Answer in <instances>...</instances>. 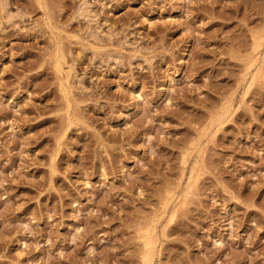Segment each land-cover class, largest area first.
Here are the masks:
<instances>
[{
  "label": "rangeland",
  "instance_id": "rangeland-1",
  "mask_svg": "<svg viewBox=\"0 0 264 264\" xmlns=\"http://www.w3.org/2000/svg\"><path fill=\"white\" fill-rule=\"evenodd\" d=\"M0 264H264V0H0Z\"/></svg>",
  "mask_w": 264,
  "mask_h": 264
},
{
  "label": "bare ground",
  "instance_id": "bare-ground-1",
  "mask_svg": "<svg viewBox=\"0 0 264 264\" xmlns=\"http://www.w3.org/2000/svg\"><path fill=\"white\" fill-rule=\"evenodd\" d=\"M82 4V3H81ZM85 4H87L86 3V1H83V6H85L84 8H82L81 10H80V8H79V10H80V12L82 13V16L83 17H85L86 16V19H87V17H89L90 15H89V9L88 8H86V6L87 5H85ZM81 6V5H80ZM81 16V15H80ZM91 18V17H90ZM262 38V37H261ZM258 41V40H257ZM260 41V40H259ZM256 43V42H255ZM258 46V45H257ZM252 60H250V62H251ZM252 63V62H251ZM147 241V240H146ZM145 254V253H144ZM151 259V258H150Z\"/></svg>",
  "mask_w": 264,
  "mask_h": 264
}]
</instances>
